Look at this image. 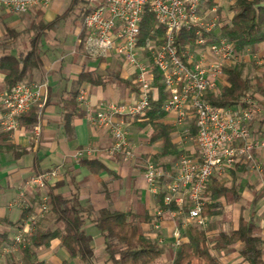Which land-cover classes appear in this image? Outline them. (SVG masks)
<instances>
[{"label":"built area","instance_id":"2783aa9c","mask_svg":"<svg viewBox=\"0 0 264 264\" xmlns=\"http://www.w3.org/2000/svg\"><path fill=\"white\" fill-rule=\"evenodd\" d=\"M58 1L63 0H0V10L25 14ZM103 1L83 21L86 55L93 59L117 57L123 60L134 76L137 91L129 101H106L95 109L90 102V89L84 86L79 90L78 100L86 108L89 121L112 134V143L105 152L120 155L124 161L135 156L126 121L142 117L150 107L151 96L158 91L155 86L157 73L168 94L164 109L174 117V122L181 125L194 119L199 156H183L174 173L152 160H148L144 171L149 190L154 194L165 192L163 202L168 208L159 206L156 209L153 226L159 229L166 215L173 220L183 217L171 234L173 246L179 248L185 239V227L189 224L206 227L208 224V218L203 215L204 192L212 177L224 178L241 164L261 170L258 153L264 149V137L253 131L252 125L262 107L250 94L239 104L226 107L212 105L203 99L204 95L219 89L224 66L237 60L238 54L234 44L226 38L210 35L218 22L215 15L209 17L202 10V0ZM147 8L155 14L165 32L142 40L141 24ZM181 30H196V42L178 46L175 37ZM47 88V81L19 82L5 91L0 96L3 128L14 133L21 127L19 116L33 108L41 111ZM40 136L38 123L34 127L35 140ZM100 153L88 147L78 150L75 158H97ZM58 177V170H45L31 176L27 184L43 191ZM41 198L40 210L17 229L12 238L14 244L6 248L7 251L16 250L17 244L31 235L38 220L50 211L48 196L45 194ZM159 240L163 241L161 237Z\"/></svg>","mask_w":264,"mask_h":264},{"label":"crops","instance_id":"0c3cea01","mask_svg":"<svg viewBox=\"0 0 264 264\" xmlns=\"http://www.w3.org/2000/svg\"><path fill=\"white\" fill-rule=\"evenodd\" d=\"M67 6L68 0H63L54 2L46 8L31 10L27 16L28 25L20 29L16 28V30L23 35V32L30 27L38 12L42 11L44 21L50 22L57 16L63 15L67 11H64ZM213 9H216V12H213ZM218 10L219 5L205 12H207L209 17L212 15L216 16L217 22H219L217 26L229 22V20H224V16H222V19L220 18ZM19 15L22 14L17 16ZM217 26L210 33L214 38L220 36ZM82 28V22L76 21L60 38H57L54 30H47L46 35L39 42V46L44 50L43 65L35 70L31 82L47 81L48 88L44 107L41 111L35 108L37 114V122L35 124L23 125L19 130L9 133L6 137L3 134L8 131L3 128V110L0 107V231H9L10 237L13 238V235L17 232V226L13 224L22 218V212L28 208L31 211L28 217L24 219V222L31 219L38 211V207L35 206L38 197L41 198L47 194V191L45 189L38 192L39 190L28 185L27 181L31 176L41 171L57 168V170H60V175L49 184L47 189H52L55 194H62L66 198L77 194L83 206H92L95 211L110 208L125 212L134 211L139 214L148 213L150 217L141 219L140 222L143 233L163 247H170L174 258L178 248L173 246L171 234L176 223L183 221V217L179 216L173 220L169 215H166L159 229H156L152 224L154 219L153 212L160 205L157 198L158 194L152 193L148 188L144 171L146 160L161 152V144L158 142L160 147L157 150L154 146V143L157 142H151L152 133L150 136L145 135V138H142L143 131L132 122V125L131 123L129 125L133 128L129 137L133 143L134 158L130 161H124L120 155H108L104 148L111 144L110 133L107 130L97 128L89 121L86 108L80 104L78 98V108L70 116V125L73 129L72 135L69 136L66 132L64 120L66 114H68L66 109L69 106L67 100L71 98L73 93H79L82 87H89L90 102L95 109L106 101H129L137 91L134 76L123 60L117 57L93 59L86 55L84 47L86 33L84 38L80 37L82 31L85 32ZM32 36L33 33L28 34L26 45L19 46L16 44V53L31 48L30 41ZM259 45L264 46V44ZM243 54H238L237 60L224 66L223 79L220 82L219 89L214 93L219 92L224 86L228 85V73L225 68L238 64ZM118 60H120L119 65L116 66ZM109 67L111 68L108 69ZM107 69L108 71L119 69L122 77L133 79L136 89H130L124 84L117 82L92 85L88 82L81 83L80 81V74L84 70H97L100 74L107 75ZM7 89L4 75L0 73V96ZM158 93L157 90L153 93L155 98H157ZM248 94L252 95L251 92ZM165 122L175 125V133L177 134L180 125L174 122V117L171 114L168 113ZM188 122L192 124V119L186 123ZM38 123L41 125V136L36 141L34 138V127ZM252 129L260 135L264 134V114H262V111L253 123ZM188 136L191 137L190 134L179 136L178 139L174 136V141L179 145V149L184 151L182 155L189 153V150L184 145ZM9 146L13 147L10 148ZM89 146L98 148L101 151L97 159L108 169L107 171L97 175L90 168L83 165L80 160H76L75 153ZM258 158L264 165V149L258 153ZM163 160L170 161L169 158L167 160L164 158ZM177 164L178 162L173 166L174 171ZM239 166L242 169L237 170L234 176L230 173L224 178H217L226 182L230 179L233 182L238 179L244 181L242 183L245 184V187L240 188V191H242L240 195L243 200L246 199V205L247 203L248 205L251 204L254 208L253 216H257V220H254L253 223L257 225L258 234L264 240V173L258 179L254 175H245L243 173L248 172L246 168L248 164ZM251 188H254L253 192L255 194L250 192ZM227 200L222 199L219 201L224 206ZM234 206L238 213V220L229 224L232 227L226 228L225 226L217 225L214 222L215 215L208 218L209 222L203 228L208 230V234L212 239L222 231L229 232L238 228L240 212H244L245 207H241L238 203H234ZM38 222L39 225L37 226L43 228L55 229L59 226V223L56 222V216L51 214L46 219ZM190 225L192 224H189L184 229V242L189 240L187 230ZM84 229L92 237L94 257L90 264H110L107 261L108 254L105 240L100 230L90 221L85 225ZM162 236L164 240L160 241L159 238ZM241 248L242 244L236 243L216 251V254L223 264H249L242 257ZM14 252L15 257L19 259L18 251L14 250ZM9 253L10 251H7L6 248L2 249L0 252V264H9ZM38 257L45 264H85L78 257H71L69 252L62 247L61 240L58 238L52 240L49 246L40 248Z\"/></svg>","mask_w":264,"mask_h":264},{"label":"trees","instance_id":"16d2710c","mask_svg":"<svg viewBox=\"0 0 264 264\" xmlns=\"http://www.w3.org/2000/svg\"><path fill=\"white\" fill-rule=\"evenodd\" d=\"M232 1L233 15L231 19L229 22L217 26L220 36L233 43L238 54L244 53L247 48L253 49L252 52L256 53V46L264 44V0ZM80 2L85 3V5L89 4V6H80L79 17L82 25L86 15L104 3L103 0H72L67 11L50 22L44 21L43 12L40 11L30 27L23 32V34L33 33L29 50H21L16 53L10 49H0V73L4 75L8 90L19 82L30 83L32 81L35 70L43 65L44 50L39 46V42L46 35L47 30L56 29L58 24L69 15L68 12L73 11ZM201 3L202 10L206 11L218 6L219 0H202ZM218 12L222 19L223 9L220 5ZM0 20L13 39L22 34L1 17ZM141 28L142 40L145 37H154L165 32V29L157 23L155 14L148 8L144 14ZM153 31L156 32L154 35ZM195 31H179L175 37L176 44L183 46L196 42L198 36ZM84 35L85 32L82 31L80 37L84 38ZM243 66V64H234L226 67L228 85L217 93L204 95L203 99L212 105L226 107L239 104L242 98L252 90L264 96V63L261 65L254 64L258 72L255 85L243 74ZM157 76L155 86L158 88V96L155 98L152 94L150 107L142 117L136 118L134 122L139 128L148 126L152 128L151 142L161 144V152L153 156L152 161L157 166L174 173L173 166L179 161L184 151L180 150L179 145L174 141L176 126L165 122L168 113L164 109V103L168 94L165 92V85L161 81L159 73ZM80 81L92 85L117 82L130 89H136L133 79L122 77L119 69L109 70L107 75L100 74L97 70H84L80 74ZM254 92L252 96L255 98ZM78 95L79 93L75 92L67 100L69 106L66 107L68 114L65 116L64 124L69 136L73 132L70 116L78 108ZM18 120L21 126L35 124L37 122L35 108L19 116ZM9 133L6 132L3 135L7 137ZM196 134L197 127L194 124V119H192L190 134L192 141H195ZM164 158L165 160L169 158L170 161H164ZM80 162L97 175L108 170L97 158H83ZM239 169L242 168L236 166L232 169V175L234 176ZM46 195L48 196L51 214L56 216V222L59 223V226L52 229L38 227L36 224L34 232L27 235L16 246L19 259L15 257L14 250L10 251L9 264H45L39 259L38 251L42 247L49 246L51 241L56 238L61 240L62 247L69 252L71 257H78L83 263L90 264L94 257L92 237L84 229L89 221L100 230L105 240L107 261L110 264H154L164 254V247L147 237L141 229V219H148L150 217L148 213L139 214L134 211L125 212L110 208L95 211L92 206H83L77 194L66 198L62 194H55L52 189H48ZM164 195L165 192L162 191L157 198L159 205L167 210L168 208L163 202ZM239 196L235 186H229L225 180H219L216 176L212 177L204 192L206 204L203 215L210 218L216 214L217 207H223L219 200L229 197L237 200ZM30 211V208L24 210L22 218L13 224L17 226V229L23 225L24 219L28 217ZM257 229V225L248 220L244 212L239 218L237 229H232L229 232L222 231L213 239L209 236L206 228L192 224L187 230L189 240L176 250L173 264H223L216 251L236 243L242 244L241 255L247 263L264 264V240L258 234ZM13 244L14 241L10 237V232L0 231V252L3 248H11Z\"/></svg>","mask_w":264,"mask_h":264},{"label":"rangeland","instance_id":"374dc122","mask_svg":"<svg viewBox=\"0 0 264 264\" xmlns=\"http://www.w3.org/2000/svg\"><path fill=\"white\" fill-rule=\"evenodd\" d=\"M71 2H72V0H68V6L65 8L64 11H66L69 8ZM232 2H233L232 0H219V5L223 9L222 16H224V20H230L232 15H233V11L231 8ZM80 6H89V4L85 5V3L80 2V4H78V6L73 11L71 10V12L70 11L68 12L69 15L58 24L57 29H54V32H55L57 38L62 37L64 32H66L69 29V27L74 25V22L81 21V18L79 17L80 16L79 15ZM0 11H1L0 17L4 21L8 22L10 25L14 26L15 28H19V29L23 28L24 26H27L29 23V21H27V18H28L27 16L29 13L17 16L18 14H15L12 12H7L5 10H0ZM16 23H18V24H16ZM27 39H28V34H23L20 37H18L17 39H13L11 37V35L7 33V31L5 30V28L2 24V21L0 20V42H1L0 49H10L12 52H16V44L19 46L26 45ZM256 48H257V50H259L257 54L252 52L253 49L247 48L244 51V54L242 55L241 59H239V62H238V64L244 65L243 66V74L245 75V77H248L254 85H255L256 79L258 77V72H257L254 64L255 65H257V64L261 65L264 63V46L257 45ZM119 61L120 60H118L116 62V66L119 65ZM110 68L111 67H109L108 69H110ZM108 69H107V71H108ZM250 92H251V94H253L254 90H252ZM254 94L256 95L257 100H259V102L261 103L262 114H264V96H262L258 92H254ZM134 120L135 119H133V120L127 119L128 123L126 122L127 123L126 124L127 125L126 130L128 131L129 136L131 135V132L133 129L131 126H129L130 123L132 125V122H133L134 125H137V124H135ZM191 129H192V124L190 122L181 124L178 127L177 134L175 133L174 136H175V138L178 139L179 136L181 137L182 135L191 134ZM141 130L143 131L142 132V135H143L142 138H145V135L150 136V134L152 133V128L150 126L145 127V129L141 128ZM110 136H111V143H112L113 138H112L111 133H110ZM261 137H264V134L261 135ZM154 144H155L154 145L155 149L158 150L160 147V144L158 142L154 143ZM184 145L189 150V153L183 154L180 157V159L183 156H199L200 151H199L198 143H197V134L195 136V141H192L191 137L188 136L186 139V142H184ZM89 147H92V146H89ZM86 148H88V147H86ZM86 148H82V149H86ZM92 148H95V147H92ZM96 149H98V148H96ZM148 160H153V159L152 158L147 159L146 164H147ZM146 164H145V169H146ZM246 168H247L248 172H243L245 175H249V174L252 176L254 175L258 179L261 178L262 173H264V165L262 163H261V170H257L254 166L249 165V164H248V167H246ZM52 169L57 170V168H52ZM58 172L60 175V170H58ZM37 174H39V173H37ZM242 182H244V181H242L241 179H238L236 182H233L232 179H230L227 182V184L229 186L234 185L235 188L237 189V192H239V195H240L242 192V191H240V188L245 187V184H243ZM48 186H47V188H48ZM251 189L252 190H250V192L253 194L254 188H251ZM47 190L48 189H46V191ZM38 192H40V191H38ZM247 194L249 195V193H247ZM241 199H242L241 195L239 196V198L237 200H235L233 197H231V198H228L227 203L223 207H217L216 214H215L216 217L214 218V220H215L214 222L217 225L225 226L226 228L232 227V226H229V224H231V222H235V221L237 222V220H238V213L235 209L234 203H238V205H241V207L242 206L245 207L244 213H245V216L248 218V220H250L251 222H254V220H257V216L256 217L253 216L254 208L252 207V205L251 204L248 205V203L246 205V203H245V202H247L246 199L245 200L242 199V201H241ZM41 200H42V198L38 197V200L36 201L35 206L38 207V211L40 210V205L42 203ZM156 209L154 210L153 214H155ZM38 211L36 213H38ZM49 214H51V211L46 213L45 216L43 218L39 219L38 221L46 219L49 216ZM241 214H242V212H240V215ZM38 223L39 222H37V225H39ZM214 227H216V226H214ZM216 228H219V227H216ZM161 238L164 240L163 236ZM171 252L172 251H171L170 247H164V254L154 264H173L174 258H173V255Z\"/></svg>","mask_w":264,"mask_h":264}]
</instances>
